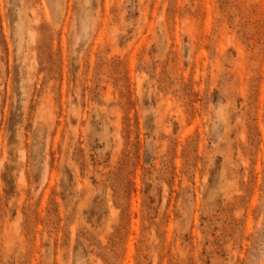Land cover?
Returning <instances> with one entry per match:
<instances>
[{
  "label": "rangeland",
  "instance_id": "1",
  "mask_svg": "<svg viewBox=\"0 0 264 264\" xmlns=\"http://www.w3.org/2000/svg\"><path fill=\"white\" fill-rule=\"evenodd\" d=\"M0 264H264V0H0Z\"/></svg>",
  "mask_w": 264,
  "mask_h": 264
}]
</instances>
